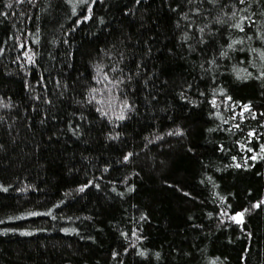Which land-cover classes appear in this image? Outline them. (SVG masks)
<instances>
[{"label":"trees","instance_id":"trees-1","mask_svg":"<svg viewBox=\"0 0 264 264\" xmlns=\"http://www.w3.org/2000/svg\"><path fill=\"white\" fill-rule=\"evenodd\" d=\"M0 264H264V0H0Z\"/></svg>","mask_w":264,"mask_h":264},{"label":"snow or ice","instance_id":"snow-or-ice-1","mask_svg":"<svg viewBox=\"0 0 264 264\" xmlns=\"http://www.w3.org/2000/svg\"><path fill=\"white\" fill-rule=\"evenodd\" d=\"M243 2H244V0H241V3H243ZM236 27H241V25L237 24ZM241 30H243V29L241 28ZM121 118H123V117H121Z\"/></svg>","mask_w":264,"mask_h":264}]
</instances>
